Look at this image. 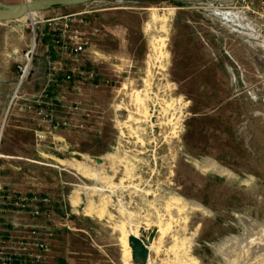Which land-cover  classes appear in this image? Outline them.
Instances as JSON below:
<instances>
[{
	"label": "rangeland",
	"instance_id": "obj_1",
	"mask_svg": "<svg viewBox=\"0 0 264 264\" xmlns=\"http://www.w3.org/2000/svg\"><path fill=\"white\" fill-rule=\"evenodd\" d=\"M233 6L239 0H94L0 22V243L39 225V236L50 244L44 264H133L121 226L129 231L138 222L145 233L155 230L146 264H264V46L251 38L248 24L224 15ZM63 28L79 31L86 42L77 60L49 46V35ZM163 30L165 71L147 62L150 43ZM34 36L33 73L18 94H38L56 61L97 73L79 89L66 82L48 92L56 103L63 99L65 107L55 105L54 111L70 116L74 126L39 151L28 150L20 101L2 109V86L10 101ZM145 88L149 107L161 94L185 103L176 135L151 133L135 110L131 92ZM73 101L81 107L69 112ZM2 122L3 145L17 150L3 152L21 158L2 160ZM78 122L86 127H75ZM162 122L155 119V127L170 132ZM125 156L133 165L129 178L120 179L118 162ZM192 157L213 159L237 178L201 169ZM57 159L78 160L92 175ZM2 178L15 186L2 189ZM142 188L155 191L144 195ZM12 190L48 197L49 205L39 203V215L32 213L34 202L2 205V193ZM101 190L112 195L111 222L84 212L91 203L105 205ZM170 193L205 209L167 210Z\"/></svg>",
	"mask_w": 264,
	"mask_h": 264
},
{
	"label": "built area",
	"instance_id": "obj_2",
	"mask_svg": "<svg viewBox=\"0 0 264 264\" xmlns=\"http://www.w3.org/2000/svg\"><path fill=\"white\" fill-rule=\"evenodd\" d=\"M239 2L240 6L246 11L245 23L251 29V38L257 44L264 46V0H239ZM49 36V46L56 53L67 54L72 59L77 60L78 56L85 51L86 42L83 40L82 33L77 30L72 31L70 34V32L67 33L66 28H63L58 35L50 34ZM35 41L36 37L34 36L31 47L24 54L23 63L18 66V83L8 109L18 105L20 101L21 108L24 111L34 110L38 117V124L34 129L36 144L40 147L44 145L50 147L51 144H56L60 131L71 127L73 124L70 116L56 115L54 106L65 107L64 101L60 99L59 103H56L48 92L52 91V87H57L66 82L73 83V87L79 89L86 81L94 79L97 73L93 69L86 70L79 65L68 69L61 61H56L49 67L47 81L38 94L33 95L31 98L18 94L19 87L32 72V51ZM67 107H69V112H74L80 109L81 106L79 101H73ZM75 127L85 128L86 125L78 122ZM29 202H34L32 213L39 215L41 211L38 204L49 205L50 200L48 197L22 196L15 190L2 193V205H26ZM47 215H50V213H47ZM38 226L33 225L27 235L15 233L3 237L2 243H0V264H44L50 250V244L48 239L39 236Z\"/></svg>",
	"mask_w": 264,
	"mask_h": 264
},
{
	"label": "bare ground",
	"instance_id": "obj_3",
	"mask_svg": "<svg viewBox=\"0 0 264 264\" xmlns=\"http://www.w3.org/2000/svg\"><path fill=\"white\" fill-rule=\"evenodd\" d=\"M35 14V13H33ZM31 15V14H30ZM23 18V17H22ZM167 32L165 30L163 31H160L159 33L155 34L153 39H152V42L150 43L151 44V48H152V51H153V54H149L148 55V64H151L153 61H154V64H156L159 69L161 70H166L165 69V62L163 61V56L165 54V49L167 47ZM149 73V72H148ZM163 74V73H162ZM160 79V78H159ZM164 83L163 84H166V77L164 76ZM162 79V80H163ZM149 80V79H148ZM148 80L145 79V86L148 85ZM161 80V81H162ZM151 82V81H150ZM160 82V81H159ZM151 84V83H150ZM159 85V84H158ZM160 86V85H159ZM150 87V86H148ZM150 89V88H149ZM162 89V88H160ZM138 90V89H137ZM143 90V89H142ZM151 90V89H150ZM159 91V89L157 90ZM170 91V90H169ZM121 92V91H120ZM122 93V92H121ZM120 94V93H119ZM162 95V94H161ZM158 96L155 100H153V104L151 107H149L148 105V101L150 99V93L148 92V88H145L143 92H139V91H136L135 89L132 90L131 92V100H132V104L135 105V107L137 109V113L138 111L140 113H142V115L144 116V120L146 121L147 123V126L149 125V131L153 134H157L158 131L160 130L163 134V137H167L168 134L170 135H176L178 133V131L180 130V119H181V115L183 113V108H184V105L185 103L181 101V99L179 98H174L172 96H170L169 94L167 96ZM123 98V97H122ZM121 99V98H120ZM119 99V100H120ZM118 106V104H117ZM134 107V106H133ZM131 112V111H130ZM134 112V111H133ZM132 112V113H133ZM131 113V114H132ZM133 116V115H132ZM136 117V116H135ZM140 116H138L139 118ZM142 117V116H141ZM131 118V117H130ZM134 118V117H133ZM129 119V118H128ZM135 119V118H134ZM158 120L159 122L163 121V120H166V122H162V125L163 124H167L170 126V132H167V131H163V127L161 126V128L159 127H155V124L154 123V120ZM137 120V119H136ZM143 120V119H142ZM141 120V121H142ZM139 121V120H138ZM140 121V122H141ZM144 121V122H145ZM130 122H131V119H130ZM129 122V123H130ZM139 122V123H140ZM121 124V123H120ZM127 124V123H126ZM137 124V122H136ZM122 125H123V122H122ZM121 125V126H122ZM128 125V124H127ZM126 125V126H127ZM129 126V125H128ZM128 126L126 128H128ZM131 126V124H130ZM121 128V127H120ZM129 128H133V127H129ZM146 128V127H145ZM159 128V129H158ZM158 129V130H157ZM145 130V129H144ZM131 131V130H130ZM129 131V132H130ZM134 131V130H133ZM147 131V130H146ZM124 133V132H123ZM145 133V132H144ZM143 134V133H142ZM159 134V133H158ZM141 135V134H140ZM151 135V134H150ZM123 136V135H121ZM145 136V135H144ZM157 136V135H156ZM153 137V136H152ZM163 138V139H164ZM141 141L143 140L142 138H139ZM151 139V138H150ZM162 139V140H163ZM154 140V139H153ZM156 140V138H155ZM128 141V140H127ZM149 141V140H148ZM159 141V140H158ZM150 142V141H149ZM161 142V141H160ZM144 142H142L143 144ZM159 144V143H158ZM157 146V144H156ZM157 148V147H156ZM154 151V150H153ZM126 154V153H125ZM127 155V154H126ZM153 155V154H152ZM137 156V155H136ZM131 157V156H130ZM154 159H155V163L157 162V157L154 156ZM57 161H59L60 164H63V165H71L75 168H77L78 170L82 171L85 175H92L90 173V171H88L86 169V167H84L83 165L80 164V162L78 160H75V159H72V160H63V159H57ZM191 161L192 163L201 168V169H207V170H211L212 172H215L219 175H222V176H226V177H233V178H237V176L229 169H227L226 167H223L221 166L219 163H217L215 160L213 159H207L206 161H203V160H198L196 158H191ZM131 161H129V156H125V158H121L119 160L118 163H120V170H119V176H120V179H122L123 176L125 177H128L129 173H130V165L132 166L133 164H130ZM134 163V162H133ZM149 163V162H148ZM153 163V162H152ZM136 167V166H134ZM153 171V170H152ZM151 171V172H152ZM132 172V171H131ZM136 176V175H135ZM139 176V175H138ZM129 178V177H128ZM137 178V177H136ZM148 178V177H147ZM133 180V179H132ZM130 181L131 183H135L134 181ZM240 181V180H239ZM148 182V181H147ZM133 185V184H132ZM135 187L136 186H141V185H138V182L135 183L134 185ZM133 186V187H134ZM143 187V186H142ZM150 187V186H149ZM151 188V187H150ZM139 190V189H138ZM94 191V190H93ZM141 191H143L144 195H148L149 192H154V188L153 190L152 189H144L142 188ZM91 193V192H90ZM101 199H102V203H104L105 205H100V207L97 209L93 206V204L91 203L88 208H86L84 210L85 213L89 214V215H94L96 218L98 219H102L106 216H108V219H109V222H111V217H112V214L111 212L108 210V203H111L112 200V195L111 194H108L107 192H105L104 190H101ZM146 197V196H145ZM169 199L166 200L165 202V208L167 210H169V208H171L172 205H175L177 206V209L180 210V209H183L185 205H190L191 207H199L201 209H205V207H203L202 204L198 203V202H195V201H184V199H182L181 197H179L176 193H170V196L168 197ZM121 199H122V196H121ZM147 199V198H145ZM118 200V199H117ZM148 200V199H147ZM149 201V200H148ZM79 202V198L76 200L75 202V206L78 204ZM118 203V202H117ZM116 203V204H117ZM149 205V204H148ZM174 206V207H175ZM190 206H188L190 208ZM119 210L121 211L122 213V209H123V206H118ZM75 209H77L75 207ZM192 209V208H191ZM124 211V210H123ZM124 214V213H122ZM121 214V215H122ZM129 215V214H127ZM134 215V214H133ZM122 216H125V215H122ZM130 217V216H128ZM127 217V218H128ZM126 218V217H125ZM144 218V217H143ZM146 218V217H145ZM129 219V218H128ZM140 219V218H139ZM114 220V219H113ZM127 220V219H126ZM129 221V220H128ZM117 223V222H116ZM115 223V224H116ZM129 225V224H128ZM114 226V225H113ZM116 226V225H115ZM126 224L125 223H122V226H121V229H122V232H123V235H124V239L126 241V243L128 244L130 250H131V247L129 245V241H128V237L130 234H134L136 236H139L141 235L140 234V229H141V226H140V223L138 224H131V228L129 229V231H127V229L125 228ZM119 227V226H118ZM149 230H152L153 231V237H152V240L155 236V230L152 229L151 227L149 228ZM120 231V230H119ZM147 237V235L145 236ZM151 240V241H152ZM150 242H148L147 244V247H148V250H150Z\"/></svg>",
	"mask_w": 264,
	"mask_h": 264
},
{
	"label": "water",
	"instance_id": "obj_4",
	"mask_svg": "<svg viewBox=\"0 0 264 264\" xmlns=\"http://www.w3.org/2000/svg\"><path fill=\"white\" fill-rule=\"evenodd\" d=\"M94 0H24L17 3L0 2V22L19 20L26 15L47 11L56 7H70L81 5ZM141 235L130 234L128 237L131 247V258L133 264H146L149 250L148 242L152 240L153 231L147 233L140 229ZM147 234V237H145Z\"/></svg>",
	"mask_w": 264,
	"mask_h": 264
},
{
	"label": "crops",
	"instance_id": "obj_5",
	"mask_svg": "<svg viewBox=\"0 0 264 264\" xmlns=\"http://www.w3.org/2000/svg\"><path fill=\"white\" fill-rule=\"evenodd\" d=\"M238 1V0H237ZM236 6H233L231 8H229L228 10H226L224 12V15L226 16H231V15H235L237 16V18H239L241 21H243L245 23L247 14L246 11L241 7L238 6L237 8H235ZM225 17V16H224ZM33 73V71L31 72V74ZM43 87V85H42ZM41 87V88H42ZM41 88L39 89V91L41 90ZM9 92L6 88V86H2V109H6L9 107ZM24 96L31 98L33 95L31 94H27V93H23ZM36 95V94H35ZM23 101V100H21ZM24 115L26 116L27 120H24L23 123L25 124V128L28 129L29 131V151H39V146L36 144V140H35V136H34V129L37 127L38 124V117L37 114L35 113L34 110H25L23 111ZM4 126H3V122H2V160L4 158H11V159H18L21 158L20 155L15 154V153H5L3 151H17L14 149V147L10 146V149L8 150L7 147L9 144L5 143V146L3 145V139H4ZM13 148V149H12ZM20 151V150H18ZM6 165L2 164V170L3 168H5ZM8 167L13 168L14 170L19 169V167H17L16 164L12 165H8ZM8 186H15V183L11 182V181H6V179L2 178V189L7 188ZM9 188V187H8ZM15 188V187H14ZM7 190V189H6Z\"/></svg>",
	"mask_w": 264,
	"mask_h": 264
}]
</instances>
